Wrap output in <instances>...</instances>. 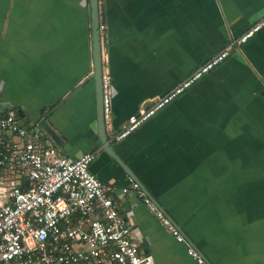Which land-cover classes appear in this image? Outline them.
<instances>
[{"label":"crops","instance_id":"crops-1","mask_svg":"<svg viewBox=\"0 0 264 264\" xmlns=\"http://www.w3.org/2000/svg\"><path fill=\"white\" fill-rule=\"evenodd\" d=\"M263 16L264 0H99L108 135ZM91 72L89 0H0V106L46 123L69 157L95 151L91 172L129 186L100 146ZM114 150L184 234L127 193L154 264H196L189 245L206 264H264V29Z\"/></svg>","mask_w":264,"mask_h":264},{"label":"built area","instance_id":"built-area-1","mask_svg":"<svg viewBox=\"0 0 264 264\" xmlns=\"http://www.w3.org/2000/svg\"><path fill=\"white\" fill-rule=\"evenodd\" d=\"M262 29L264 16L165 94L129 116L111 141L138 129ZM99 33L102 42L106 25L100 21ZM102 109L110 127L112 85L104 67ZM95 154H63L42 126L25 125L16 108L0 106V264H154L153 256L143 250L132 209L121 208L131 190L177 242H185L181 230L131 177L129 186H117L91 172ZM187 253L196 264H206L194 247L189 245Z\"/></svg>","mask_w":264,"mask_h":264},{"label":"water","instance_id":"water-1","mask_svg":"<svg viewBox=\"0 0 264 264\" xmlns=\"http://www.w3.org/2000/svg\"><path fill=\"white\" fill-rule=\"evenodd\" d=\"M89 3H90V19H91V48H92V72H91V76L89 79L92 80V83H93L95 112H96V127H97L98 138L100 141V146H101L103 151H105L110 157L115 159L119 165H121V167L124 169V171L127 173V175L129 177H131L135 182L138 183L140 189L155 204V206H157V208L159 210H162L164 215H166L168 218H170L165 213V211H163V209L157 204L155 199L148 192V190L144 187V185L139 181L138 177H136V175L133 173V171L120 160L118 154L114 150L115 145L119 144L123 139H125L132 132L129 133L124 138H122L121 140L115 141L114 143H111L110 136L107 133V127L105 124V119H104V114H103V109H102L103 56H102V43H101V38H100V33H99V0H89ZM75 91H76V89L71 91L64 98V100L61 101V103L58 105L60 106L65 100H67L70 96H72L75 93ZM18 114L20 115L19 111H18ZM42 126H43L44 130L46 131V133L48 135H50V137L52 139H54V141H56L57 143L60 144L59 137L48 127V125L46 123L42 122ZM171 222L175 226H177V224L174 223L172 220H171ZM198 252L200 253V255L203 258H205L204 255L200 251H198Z\"/></svg>","mask_w":264,"mask_h":264},{"label":"trees","instance_id":"trees-1","mask_svg":"<svg viewBox=\"0 0 264 264\" xmlns=\"http://www.w3.org/2000/svg\"><path fill=\"white\" fill-rule=\"evenodd\" d=\"M250 40V39H249Z\"/></svg>","mask_w":264,"mask_h":264}]
</instances>
